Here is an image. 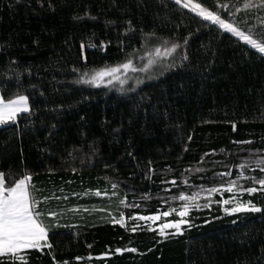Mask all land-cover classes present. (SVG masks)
<instances>
[{
    "label": "trees",
    "instance_id": "obj_1",
    "mask_svg": "<svg viewBox=\"0 0 264 264\" xmlns=\"http://www.w3.org/2000/svg\"><path fill=\"white\" fill-rule=\"evenodd\" d=\"M173 42L181 47L134 83L77 82ZM0 94L29 105L0 125V171L30 174L34 195L51 198L40 208L58 214L44 217L51 247L25 250L26 264H264V190L250 179L238 183L258 191L191 209L181 233L158 228L175 213L139 219L178 208L180 192L236 180L245 160L246 176L264 177L250 158L264 155V59L244 42L174 0H0ZM249 200L261 211H223Z\"/></svg>",
    "mask_w": 264,
    "mask_h": 264
},
{
    "label": "snow or ice",
    "instance_id": "obj_2",
    "mask_svg": "<svg viewBox=\"0 0 264 264\" xmlns=\"http://www.w3.org/2000/svg\"><path fill=\"white\" fill-rule=\"evenodd\" d=\"M174 3L180 5L182 8L189 9L196 16L202 18L205 27L211 28L212 26H218L219 30L230 33L233 37L237 38L238 42L242 41L245 45L255 50V54L258 55V58L264 59V15L256 18L257 24L255 25L248 24V17H245L243 21H239L237 18V13L242 10L247 11L254 7L264 9V0H260L259 4L254 3L253 0H243V3H241V0H236L235 3H221L220 0H216V3L211 6H206V0H201V2H195V0H174ZM222 11L226 12L227 18L222 16ZM241 23L247 26V30L240 27ZM128 25L129 27L126 31H131L132 25L130 21ZM257 27H259V31H257ZM189 35H191V33H189ZM142 36L152 37L155 36V33L150 32L144 34L142 32ZM183 41L184 46H187L188 37H184ZM147 43V40L142 41L140 48L144 49ZM166 44L167 41H165V45ZM103 46L104 44L101 42L100 47ZM81 47L84 48V45L82 44ZM93 47H95V45H93ZM179 47H181L180 44L173 42L170 47L165 46L163 52H161L160 47L154 49V54L145 52L147 63H144L142 68H137L134 64L132 57L138 49H133V53L128 54L129 58L124 62L118 63L112 67H104L92 73L85 72L79 77L77 82L98 85L104 82L111 84L112 81L118 80L123 84L125 81L120 79L121 72L145 71L157 62L156 57L163 55L166 58ZM143 59L144 57H141L142 61ZM182 59H188L187 55L182 56ZM174 63L175 61L173 65L169 66H174ZM22 111H29L28 97L26 95L19 94L12 99L5 100L3 95L0 94V124H4L7 121H14L17 114ZM251 156H255V159L251 161L255 168L259 169L261 173H264V155L251 153L250 158ZM248 166L249 160H245L241 164L236 165V167L240 169L237 179L229 181L226 185L221 184L207 189L200 187L191 195L180 192L178 197L173 196L171 198L173 200L179 199L182 201L178 208L169 207L167 211L158 212L148 217L140 216L139 219L155 221L158 220L161 215L163 217H169L171 214L175 213L179 219L168 220L162 223L160 225V233L161 235H165L164 230L168 228H174L176 233H181L183 225L188 224L190 226V220L187 219V217L191 209L210 207L213 202L221 206L234 203L236 196L230 195L228 198H224L222 195L224 192L243 195L244 193L251 194L258 191L255 186L243 187L239 185L238 181L240 179H250L253 185L258 184L262 186L259 190H264V177L257 179L255 176L245 175V169H248ZM73 171H75V169H73ZM195 171H200V169H196ZM228 174L229 173L225 172L219 175L225 176ZM183 182L187 184L186 179ZM171 183L175 184L176 181L173 180ZM116 187L117 185L113 184V188L115 189ZM202 192H206L208 198V202L203 205L199 203ZM214 193H221V198L217 201H213L211 197ZM95 194L97 196L102 195L100 191H96ZM104 194L107 195V193ZM112 195H115V192H113ZM54 198L60 199V197ZM49 199L51 198L43 197L42 199H38L34 195V186L31 184L30 174L18 176L16 173H5L0 171V261H10L11 264H16V262L26 264L25 250H41L44 247H51L48 243L49 225L44 222V217L50 216L55 218L58 214L55 211L44 212L39 206ZM64 199H67V197H64ZM121 203H123V201H121ZM242 209L252 212L261 211L251 200L246 203H236L234 207H223V211L229 214L239 212ZM85 211H87V209H85ZM123 218V213H121V220L114 222L120 223L123 221ZM133 230H135V228ZM116 251L119 252L121 249L118 248ZM130 251L136 252L137 249L132 248Z\"/></svg>",
    "mask_w": 264,
    "mask_h": 264
},
{
    "label": "rangeland",
    "instance_id": "obj_3",
    "mask_svg": "<svg viewBox=\"0 0 264 264\" xmlns=\"http://www.w3.org/2000/svg\"><path fill=\"white\" fill-rule=\"evenodd\" d=\"M195 2H197V1H195ZM189 10V9H188ZM161 52H163V49H161ZM149 53H153L154 54V49L152 50V51H150ZM170 56V55H169ZM169 56H167L166 58L163 56V55H161L160 57H156V63L155 64H153L152 66H150V68L149 69H147V70H145V71H136V72H132V71H129V72H127V73H123V72H121L120 73V79H123L125 82L123 83V84H121L118 80H115V81H112V83L113 84H115V85H117V86H125L128 82H132V80H133V83H134V81L136 80V79H138V78H142L146 73H148L150 70H152L153 68H157V67H159V66H163L165 63H166V61H167V59H168V57ZM143 57H144V59H143V61L141 60V58H140V60H139V62H137V63H134L135 65H136V67L137 68H142L143 67V65H144V63H147V58L145 57V53H144V55H143ZM140 81V80H139ZM104 83H107V82H104ZM111 83V84H112ZM109 84V83H108ZM24 95V94H23ZM15 97V96H14ZM14 97H12V98H14ZM12 98H10V99H12ZM28 108H29V105H28ZM8 122V121H7ZM6 122V123H7ZM5 124V123H4ZM1 125V124H0ZM144 217H148V216H144ZM151 223H153V222H155V221H153V220H149ZM159 229H160V226L158 227ZM168 229H174V228H168Z\"/></svg>",
    "mask_w": 264,
    "mask_h": 264
}]
</instances>
